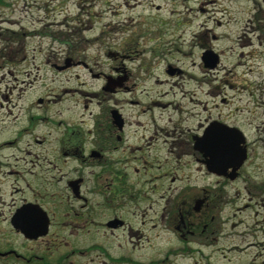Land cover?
Wrapping results in <instances>:
<instances>
[{
    "label": "flooded vegetation",
    "instance_id": "flooded-vegetation-1",
    "mask_svg": "<svg viewBox=\"0 0 264 264\" xmlns=\"http://www.w3.org/2000/svg\"><path fill=\"white\" fill-rule=\"evenodd\" d=\"M10 1L0 0V12L10 9ZM3 38L0 30V40ZM26 46L19 34L12 42L5 41L0 46V109L14 115L10 103L16 101L18 104H14L20 110L13 116L20 121L19 126L13 125L18 128L17 134L0 139V264H146L144 259L141 262L137 259L138 249H152L156 241L169 254L167 236L171 231L186 245L188 242L199 248L215 245L222 234L220 226L215 224L213 215H202L216 200L211 195L187 200L185 185L189 178L185 169L191 161L183 159L189 155L199 169L208 171L206 164L208 161L212 164L214 155L212 151L210 156L204 155L196 142H205L202 135L211 123L202 135H191L189 141L173 140L172 148L166 146L171 134L164 135L161 131L175 124L173 120L178 121L182 113L179 104L172 111V124L166 128L163 126L166 122L156 118L159 113L160 118L170 113L165 108L167 104L154 97L142 102L140 99L146 95L138 98L137 93L147 94L148 88L135 82L132 73L118 62L108 72L89 71L101 81L98 93L93 94L99 97L100 110L90 111L87 104L84 106L92 121L56 120L53 117L56 114L50 112L56 101L54 93L39 95L34 104H28L25 98L34 86L32 81L28 87L9 84L10 76L17 83L21 77L22 85L26 83L25 77L32 76L33 70H20L29 61ZM204 48L215 51L210 46ZM67 50L53 61L48 57L45 64L59 73L76 66L87 68V63L70 54L75 47ZM113 56L117 58L110 54ZM165 74L176 79L185 75L171 65ZM153 81L162 80L156 77ZM71 91L78 92L76 89L62 92ZM120 94L131 96L121 101L117 98ZM11 145L18 151L1 152ZM30 145L46 148L35 152L27 148ZM251 151L247 142L248 157L235 179L229 176L231 168L224 175L208 172L223 187L242 179L245 207L252 202L264 207V178L257 177L255 170L246 169L252 159ZM221 198L218 208L222 206ZM201 199H204L202 208L193 213V203L195 206ZM159 206L161 209H156ZM88 240L92 242L87 243ZM181 250L194 251V248L187 245ZM155 262L152 258L151 264H159Z\"/></svg>",
    "mask_w": 264,
    "mask_h": 264
},
{
    "label": "rangeland",
    "instance_id": "rangeland-1",
    "mask_svg": "<svg viewBox=\"0 0 264 264\" xmlns=\"http://www.w3.org/2000/svg\"><path fill=\"white\" fill-rule=\"evenodd\" d=\"M10 3L9 10L0 12V30L5 36L0 46L5 41L12 42L18 34L27 43L29 61L20 70H33L32 76L25 77L23 85L21 77L17 83L10 76L9 82L19 88L28 87L32 81L34 86L27 91L26 103L34 104L39 95L54 93L56 101L50 112L56 114L53 115L56 120L92 121L84 106L87 104L90 111L100 110L99 97L93 94L98 93L101 81L89 71L108 72L118 62L132 73L135 82L148 88L147 94L137 93L138 98L146 95L140 99L142 102L154 97L167 104L165 108L170 113L164 118L159 113L156 118L166 122L163 126L172 124V111L179 104L182 113L178 121L173 120L177 127L173 124L161 131L164 135L171 134L166 146L172 148L173 140L189 141L191 135H202L209 123L217 119L239 127L244 133L252 150L246 169L255 170L257 177L264 178V0H11ZM6 28L10 30L7 32ZM70 46L75 47L70 54L87 63V68L76 66L59 73L45 64L48 57L53 61ZM205 46L219 55L216 68L204 66L201 55ZM170 65L185 75L178 79L166 76ZM156 77L162 81H153ZM64 89L78 92L65 94ZM128 96L120 94L117 98L124 101ZM14 103L18 104L10 103V110L15 115L20 110ZM14 115L0 109V139L17 134L18 128L13 125L19 126L20 121ZM14 147H5L1 152L12 154L18 151ZM174 147L177 151V146ZM27 148L45 151L46 145ZM183 159L191 161L185 169L189 178L185 185L187 200L211 195L216 204L205 206L207 210L202 216L213 215L222 234L212 247L199 248L188 242L194 251H182L186 243L171 231L167 236L169 254L155 241L152 249H138L137 259L140 262L144 259L146 264H151L152 258L159 264H264V207L253 202L245 207L242 179L223 187L208 171L199 169L189 155ZM169 193L174 196L173 189ZM220 197L222 207L218 208ZM193 207L192 212L197 213L202 204L196 208L193 203Z\"/></svg>",
    "mask_w": 264,
    "mask_h": 264
},
{
    "label": "water",
    "instance_id": "water-1",
    "mask_svg": "<svg viewBox=\"0 0 264 264\" xmlns=\"http://www.w3.org/2000/svg\"><path fill=\"white\" fill-rule=\"evenodd\" d=\"M217 58V56L210 58L212 62L207 65L213 66ZM206 133L204 138L208 144L207 152L210 153L209 149L211 148L217 156L214 164L209 169L221 174L224 170L232 167L233 172L230 176L235 177L236 171L242 165L247 155L245 147L241 145L245 143L243 133L237 128H230L221 124L212 125L207 129Z\"/></svg>",
    "mask_w": 264,
    "mask_h": 264
},
{
    "label": "snow or ice",
    "instance_id": "snow-or-ice-1",
    "mask_svg": "<svg viewBox=\"0 0 264 264\" xmlns=\"http://www.w3.org/2000/svg\"><path fill=\"white\" fill-rule=\"evenodd\" d=\"M209 132H211V130H209ZM206 135H207V133H206Z\"/></svg>",
    "mask_w": 264,
    "mask_h": 264
}]
</instances>
